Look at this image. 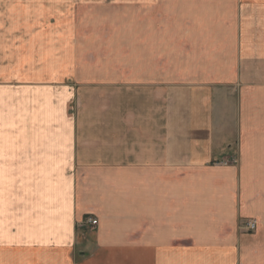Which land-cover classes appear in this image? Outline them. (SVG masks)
<instances>
[{
	"label": "crops",
	"instance_id": "crops-1",
	"mask_svg": "<svg viewBox=\"0 0 264 264\" xmlns=\"http://www.w3.org/2000/svg\"><path fill=\"white\" fill-rule=\"evenodd\" d=\"M25 3L103 19L0 71V264H264V0Z\"/></svg>",
	"mask_w": 264,
	"mask_h": 264
},
{
	"label": "rangeland",
	"instance_id": "rangeland-1",
	"mask_svg": "<svg viewBox=\"0 0 264 264\" xmlns=\"http://www.w3.org/2000/svg\"><path fill=\"white\" fill-rule=\"evenodd\" d=\"M25 2L26 0H0V58H1V66H0L1 70L0 71L3 73L2 76H5V77H7L10 66H11L10 59L12 57L16 58L19 55V52L20 51L23 52L28 46L25 40L27 37H29V34H24L28 30H30V32L34 34H37V33L40 34V32L42 31L41 27H43L44 25H47L46 26V29H47L48 27L51 28L52 26H60V25H57V23L59 24L62 21H65V23L62 24L63 27L60 26L61 28H65L69 24H74V26H77V27H80V26L84 27V26H89V24L95 25V23H97L99 19L100 20L103 19L102 17H97L94 19L77 18L74 20V18L72 19L70 17L68 19L54 17V16L50 17V16H47V12H44V11H41L42 15L39 13L34 14V12H28L27 14L26 12L20 11V8H19L21 5V7H24V11H25V9L28 8L27 5H25L26 4ZM32 13L36 16L32 17ZM98 14H99V11H95V15L99 16ZM111 21L118 22L119 24L122 23L121 18H112L110 19L109 23ZM129 22L133 24L132 19H129ZM108 25H111V23ZM45 31L46 33H44V35H40L41 37L49 36L50 34L55 32L53 28L51 30L47 29ZM81 36H82L81 42H84V44H86L87 46L89 45V43L90 44L95 43V40H94L95 38L100 40L97 36H99L101 39L103 38L105 39L106 36H109V35L108 34L96 35V34H90V33H82ZM26 68L27 66L23 65V69H26ZM1 82H2L1 86H3L2 88L3 91H5V88H9L10 86L9 80L3 79ZM237 163L238 162L236 160V157L233 156L229 159L218 162L216 164L221 165V166L235 167L237 166ZM249 221H252V220H249ZM249 221H246L245 223H248ZM81 222H79V224ZM245 223H243L239 227L240 230H242L244 233H251L255 230V229L253 231L243 230V225ZM79 224H78V228H81L79 227ZM95 226L89 225L88 227L93 228Z\"/></svg>",
	"mask_w": 264,
	"mask_h": 264
},
{
	"label": "built area",
	"instance_id": "built-area-1",
	"mask_svg": "<svg viewBox=\"0 0 264 264\" xmlns=\"http://www.w3.org/2000/svg\"><path fill=\"white\" fill-rule=\"evenodd\" d=\"M97 224V221L92 218H84L82 222L79 224V227L83 228L84 226H95ZM245 226V227H244ZM256 227L255 221H249L248 223H245L243 225V230H250L253 231Z\"/></svg>",
	"mask_w": 264,
	"mask_h": 264
}]
</instances>
